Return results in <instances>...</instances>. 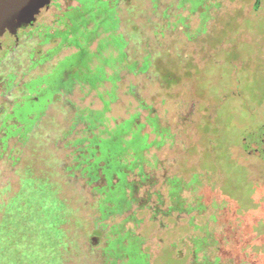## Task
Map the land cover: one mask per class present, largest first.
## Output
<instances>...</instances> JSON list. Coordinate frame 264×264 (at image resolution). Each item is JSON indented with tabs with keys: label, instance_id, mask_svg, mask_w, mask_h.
<instances>
[{
	"label": "rangeland",
	"instance_id": "1",
	"mask_svg": "<svg viewBox=\"0 0 264 264\" xmlns=\"http://www.w3.org/2000/svg\"><path fill=\"white\" fill-rule=\"evenodd\" d=\"M80 1L2 37L0 264H264V0Z\"/></svg>",
	"mask_w": 264,
	"mask_h": 264
},
{
	"label": "water",
	"instance_id": "2",
	"mask_svg": "<svg viewBox=\"0 0 264 264\" xmlns=\"http://www.w3.org/2000/svg\"><path fill=\"white\" fill-rule=\"evenodd\" d=\"M50 2L51 0H0V38L36 23L37 17ZM259 138L264 157V126L259 132Z\"/></svg>",
	"mask_w": 264,
	"mask_h": 264
},
{
	"label": "trees",
	"instance_id": "3",
	"mask_svg": "<svg viewBox=\"0 0 264 264\" xmlns=\"http://www.w3.org/2000/svg\"><path fill=\"white\" fill-rule=\"evenodd\" d=\"M80 2H82V0ZM94 4H97L98 5V1H95ZM96 9H98V8L95 7L91 11H89L88 13L93 14L96 11ZM108 11H109V9L107 8V10H105L104 13L105 12H108ZM148 66H149V62L147 60L146 65H145V68H147ZM143 70H146V69H143ZM155 129H156V131L158 130V126L156 124H155ZM146 143H147V139L142 140L138 134H135V167L134 168L136 169L138 165L141 167L139 174H140V176L143 177L142 181L146 180L147 177L144 174L143 165L139 163L140 160H141V156L140 155H141V152L143 150L148 149V148L151 147V145H148ZM113 146L114 147H113L111 153H114V152L117 151V148H116V146H118L117 143H114ZM89 165H90L89 166V171L95 172V169L94 168L97 167L99 164L97 162V163H91ZM134 168L133 167H127L126 165L123 166V168H119V166L112 165V169L106 171V174L108 175L109 179H112L113 174H118L120 176V179H121L120 183L114 187V189H116V191L117 190L118 191L120 190L123 193H125V190L127 189V187L128 188L130 187L129 184L127 183V181H126V177H127L128 171H133ZM112 187L113 186L111 184V188ZM176 188H177V185H174V192H175V190L177 191ZM112 192L115 194V191H112ZM171 192H173V190ZM116 203H117L116 204V206H117L116 209L117 210H121L122 207H123L122 206V201H120V200L117 199L116 200Z\"/></svg>",
	"mask_w": 264,
	"mask_h": 264
},
{
	"label": "flooded vegetation",
	"instance_id": "4",
	"mask_svg": "<svg viewBox=\"0 0 264 264\" xmlns=\"http://www.w3.org/2000/svg\"><path fill=\"white\" fill-rule=\"evenodd\" d=\"M22 30V29H21ZM21 30H18V31H21ZM0 46H1V48H0V51L3 49V41H2V37L0 38ZM67 57H69V56H66V58ZM61 60H63V58L61 59ZM62 61H59V63H57L54 67H53V70L54 69H56L57 68V66H59L60 65V63H61ZM75 71V70H74ZM75 72H77V70L75 71ZM78 72L80 73L81 72V70H78ZM52 73V72H51ZM51 73H49V74H47V75H43L42 77H39V78H37L36 80H40V78L41 79H43L44 77H46V76H48V75H51ZM69 72H67L66 73V81L67 80H70V79H75V77L73 78L72 77V75L69 73ZM64 80L65 79H63L62 81H60V83H62V82H64ZM35 83H37L35 86H36V88H37V90H43V88L45 87V85L46 84H44V82H38V81H35ZM2 84V81H1V78H0V85ZM64 86V85H63ZM57 89L60 91V90H62V89H64V87H62L61 89L60 88H58L57 87ZM56 89V90H57ZM20 92H21V97H20V100L19 101H17V102H15V104H14V107H13V109H12V112L10 113V114H7V113H5V110H4V107L3 106H0V115L1 116H5V121L6 120H10V119H15V120H17V121H21V119H20V112H23V115L25 114V110L27 109V103L28 102H32V103H34V102H36L37 100H38V98H31V99H29L28 97H30L31 96V92L29 91V89H28V87H26V89H20L19 90ZM5 121H4V123H5ZM3 123V124H4Z\"/></svg>",
	"mask_w": 264,
	"mask_h": 264
}]
</instances>
